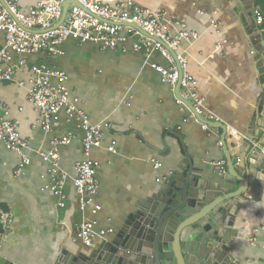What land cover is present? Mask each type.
<instances>
[{
	"label": "crops",
	"instance_id": "0c3cea01",
	"mask_svg": "<svg viewBox=\"0 0 264 264\" xmlns=\"http://www.w3.org/2000/svg\"><path fill=\"white\" fill-rule=\"evenodd\" d=\"M40 1L18 0V5L26 10ZM127 1L153 11H167L184 21L186 31L198 36L190 45L181 44L179 51L187 60V73L196 80L198 93L205 99V108L219 122H208L206 131L191 121L184 122L188 113L176 102L175 89L163 83L149 66L167 67V61L158 53L147 57L134 51L132 40L123 47L102 51L94 44H79L68 38L61 43L63 54L58 57L14 55L13 65L20 59L27 64L17 69L11 81L0 84V107L9 112L28 142L30 164L15 175L19 157L0 144V213L12 214L0 249L5 260L55 264L64 250H88L76 234L79 225L91 217L78 210L72 185L74 166L83 160V132L62 112L59 124L50 132L37 125V112L27 100L32 64L43 63L64 72L69 95L79 99V107L90 122L107 124L101 147L90 153L99 165L98 228L114 230L106 239L113 238L128 216L160 188L183 158L181 149H186L201 178L211 181L219 177L214 164H226V155H236L245 141L247 125L264 93L263 68L257 66V51L240 21L241 0H103L108 5ZM211 20L218 23L219 33H215ZM177 31L170 29V34ZM3 45L0 34V48ZM69 135V143L58 148L60 167L67 176L65 205L60 208L57 197L41 190L44 181L40 175L46 174L49 165L39 159L37 151H47L53 141ZM112 141L116 154L107 151ZM152 160L159 161L157 170ZM263 223L264 187L238 211L234 221L237 237L232 253L241 264H264V235L259 231ZM254 235L258 242L252 245ZM99 243L95 240L93 245Z\"/></svg>",
	"mask_w": 264,
	"mask_h": 264
},
{
	"label": "built area",
	"instance_id": "2783aa9c",
	"mask_svg": "<svg viewBox=\"0 0 264 264\" xmlns=\"http://www.w3.org/2000/svg\"><path fill=\"white\" fill-rule=\"evenodd\" d=\"M71 1L66 9L63 21L59 22L63 4ZM252 16L255 24H262L264 13L253 6ZM210 24L219 33V25L211 20ZM57 25V26H56ZM177 28L175 35L170 29ZM0 34L3 35L4 45L0 48V84L13 79L19 67L26 66L24 59L12 64L13 56L48 55L58 57L63 54L60 45L68 38L77 40L79 44L91 43L100 50H113L132 40V49L145 56L158 53L168 66L157 64L149 66L158 73L163 83L175 89L179 86V97L176 102L187 111L184 122L191 121L202 130H208V122H219L218 117L207 111L205 99L197 90L196 80L186 71L187 60L179 51L181 44L190 45L198 39L195 33L185 30V23L167 11H153L139 7L131 2H120L108 5L103 0H41L35 6L21 10L18 0H0ZM219 48L222 45L219 44ZM30 76L27 81V100L37 112V125L44 131L50 132L59 124L62 112L68 122L76 123L83 132V160L74 166L72 185L77 194L78 210L87 212L90 219L84 220L78 227L76 239L89 248L95 240H104L112 235V228H98L97 215L101 206L97 202L98 180L96 178L98 163L90 158L94 149L102 145L104 129L107 124L100 122L92 124L87 114L79 107V99L71 97L66 88L67 75L43 63L29 66ZM72 136H66L53 141L47 151H37V156L49 165L45 175H40L44 181L41 188L59 200L58 207L65 203L64 186L66 174L60 167L59 146L66 145ZM0 144L8 151L19 157L15 175L22 174L30 164L28 142L21 137L16 124L9 118V112L0 107ZM116 143L112 141L107 151L116 154ZM153 169L160 166L158 160L151 161ZM219 176L226 173L223 161L214 164ZM12 224V214L0 213V249L6 233ZM259 231L264 235V223ZM256 236L250 239L255 245ZM264 247V241H263Z\"/></svg>",
	"mask_w": 264,
	"mask_h": 264
},
{
	"label": "water",
	"instance_id": "95a60500",
	"mask_svg": "<svg viewBox=\"0 0 264 264\" xmlns=\"http://www.w3.org/2000/svg\"><path fill=\"white\" fill-rule=\"evenodd\" d=\"M241 2L240 21L257 51V66L263 68L264 93V39L252 16L254 0ZM70 3L63 4L57 25ZM175 94L179 97L178 85ZM262 113L264 96L238 153L225 157V175L211 181L202 179L186 149H181L183 158L171 174L128 216L113 238L99 240L84 252L64 250L55 264H241L232 253L237 237L233 226L238 211L264 187ZM0 264L15 263L0 257Z\"/></svg>",
	"mask_w": 264,
	"mask_h": 264
},
{
	"label": "trees",
	"instance_id": "16d2710c",
	"mask_svg": "<svg viewBox=\"0 0 264 264\" xmlns=\"http://www.w3.org/2000/svg\"><path fill=\"white\" fill-rule=\"evenodd\" d=\"M255 7L264 13V0H255ZM260 30L262 31L261 34L264 39V18L260 25Z\"/></svg>",
	"mask_w": 264,
	"mask_h": 264
}]
</instances>
